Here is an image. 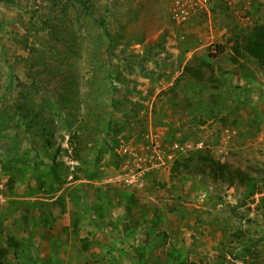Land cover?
<instances>
[{
    "label": "rangeland",
    "instance_id": "1",
    "mask_svg": "<svg viewBox=\"0 0 264 264\" xmlns=\"http://www.w3.org/2000/svg\"><path fill=\"white\" fill-rule=\"evenodd\" d=\"M14 1L0 2V222L68 212L72 254L0 229V264H264V89L242 87L264 64L233 51L264 0L180 24L171 0ZM151 140L187 148L144 188L107 182Z\"/></svg>",
    "mask_w": 264,
    "mask_h": 264
},
{
    "label": "built area",
    "instance_id": "2",
    "mask_svg": "<svg viewBox=\"0 0 264 264\" xmlns=\"http://www.w3.org/2000/svg\"><path fill=\"white\" fill-rule=\"evenodd\" d=\"M216 0H171L170 17L176 23H185L192 16L207 11ZM245 89L259 91L264 89V79L258 81L247 80L242 84ZM201 147L202 145H197ZM187 146L179 141L161 147L157 142L150 141L146 146L125 148L128 158L118 171L107 182L118 183L129 189L144 188L146 177L150 172L158 170L167 163L174 161Z\"/></svg>",
    "mask_w": 264,
    "mask_h": 264
},
{
    "label": "crops",
    "instance_id": "3",
    "mask_svg": "<svg viewBox=\"0 0 264 264\" xmlns=\"http://www.w3.org/2000/svg\"><path fill=\"white\" fill-rule=\"evenodd\" d=\"M197 99H200V97L194 98V102L197 101ZM20 212L23 214L22 210ZM31 212L32 214L26 215V220L24 222L19 212L14 213L15 215L13 214L12 216L3 217V221L0 222L2 224L0 229L2 231L5 230L7 234L11 232V234L17 238L24 237L26 242L32 241L35 246L34 252H38L39 248L42 247L41 252L44 254H50L51 249H54V252L60 254L63 252L68 256L71 255L72 252H70L69 246L66 245L69 241V233L63 232L66 227H69L70 213L65 210L66 213L63 212L60 216L55 218V220L51 218L50 223H45V220H43V222L40 221L39 206L36 209L32 208ZM55 216L56 213H54V217ZM13 244L14 246L17 245L16 242ZM67 247L68 250H64V248ZM30 249H33V247L31 246ZM34 252L31 251V253ZM1 260L4 264L5 262H9L5 260V258ZM11 260L13 262L12 258Z\"/></svg>",
    "mask_w": 264,
    "mask_h": 264
},
{
    "label": "trees",
    "instance_id": "4",
    "mask_svg": "<svg viewBox=\"0 0 264 264\" xmlns=\"http://www.w3.org/2000/svg\"><path fill=\"white\" fill-rule=\"evenodd\" d=\"M0 2L7 4H14V0H0ZM218 53H223L224 48L218 47ZM243 50L248 55L253 57L259 63L264 64V20L263 22L254 25L252 28L242 35L241 41L236 42V46L233 47V51L237 54ZM14 241L10 239L9 244H13ZM26 264V263H18Z\"/></svg>",
    "mask_w": 264,
    "mask_h": 264
}]
</instances>
